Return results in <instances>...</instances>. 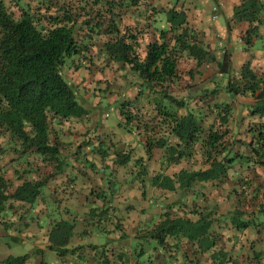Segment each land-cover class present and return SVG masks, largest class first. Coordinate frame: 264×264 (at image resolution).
I'll list each match as a JSON object with an SVG mask.
<instances>
[{
  "label": "trees",
  "instance_id": "1",
  "mask_svg": "<svg viewBox=\"0 0 264 264\" xmlns=\"http://www.w3.org/2000/svg\"><path fill=\"white\" fill-rule=\"evenodd\" d=\"M230 1V21L241 24L242 52L250 53L257 40H264V0ZM213 7L215 10L216 5ZM144 8L156 20L152 22ZM188 9L156 8L152 0H0V205L10 200L32 205L40 196L48 198L54 211L67 215L49 233V249L59 256L81 250L66 247L72 235L71 222L77 216L70 211V204L63 203L68 198L58 199L49 185L54 183L61 195L72 191L71 180L64 175L68 155L63 153L71 148L68 139L77 125L91 129L93 109H97L83 98L79 86L62 75L67 59L72 62L73 57L81 67L98 71L93 95L116 96L118 127L141 141L146 162L141 164L139 159L140 164L134 163L129 171L139 168L134 175L142 183L146 207L141 208L143 212H134L130 230L139 224L138 215L148 214V202L155 195L145 198L147 190L180 193L178 201L172 203L174 211H164L147 232H138L136 242L150 239L162 247L163 259L176 257L185 264H197V253L217 246L219 236L211 230L224 216L240 237L251 228L257 229L260 237L264 233V73L258 70L264 68V43L236 72L230 50L219 49L218 59L205 37L189 26ZM184 55L195 63L197 71L204 64L216 65V76L225 78L222 88L228 96H252L255 102L249 115L257 120L247 125L243 138L230 137L229 103L210 104L202 89L200 94L190 91L182 98L175 94ZM195 71H189V78ZM116 88L125 92L116 95ZM104 100L101 96L98 103ZM92 137L101 142L96 148L103 157L104 142L113 143V136ZM82 147V143L77 146L75 159ZM159 151L161 162L152 167L148 157ZM114 154L116 165L125 166L133 150ZM186 162L202 166L186 169ZM9 165L14 168L17 184L4 175ZM104 198V192L90 193L92 213L86 220H111ZM227 204L232 210L225 213L222 208ZM144 223L150 224L147 218ZM195 242L198 247L193 249ZM242 246L237 241L230 251L221 247L210 254L211 260L264 264V250H257V240L250 242L251 254L242 251L238 255ZM104 248L89 245L88 249L100 250L103 263L108 264ZM141 248L139 243L137 251ZM156 249L153 246L150 250L152 260L158 258ZM123 251L119 249L121 254L115 261L123 258L119 256L125 255ZM24 259L7 261L19 264Z\"/></svg>",
  "mask_w": 264,
  "mask_h": 264
},
{
  "label": "crops",
  "instance_id": "2",
  "mask_svg": "<svg viewBox=\"0 0 264 264\" xmlns=\"http://www.w3.org/2000/svg\"><path fill=\"white\" fill-rule=\"evenodd\" d=\"M178 1L179 0H175L176 3ZM175 4L166 7L165 5L160 4L159 0H152V7L155 6L156 8H177ZM145 11L152 22L153 18L156 20L157 17H151L149 11L147 9H145ZM189 13L191 14L196 12H193V10L191 12H187L189 26L205 37V40L211 49L216 48H212L211 46L212 39H214L215 42H218V46L220 45L221 41L214 38V32H219V35L221 36L220 38L225 40L224 43H226L224 48L232 52V67L236 72L237 68H239L246 60L250 59L247 53H244L241 59L238 58V60H236L235 58L240 54V51L235 50V48H237L235 43H238L235 41L237 40V35H239L238 33L241 31V24H234L230 21L232 14L230 16H226L224 19H219L218 15L212 16V20L214 21L212 28V24L207 22L208 19L206 18V15L201 14L203 12L196 14L194 19L190 18ZM134 17H136V15H134ZM137 20H139V18H137ZM221 22L223 24H220ZM225 32L226 36L224 38ZM239 41L240 43H238V45H242L243 42L240 38ZM233 46L234 48L232 49L231 47ZM250 49V54L252 55L253 51L255 54V48L252 47ZM216 55L219 59L220 54L218 55L216 53ZM209 65L214 66L215 71H217L216 65ZM258 70L263 71L264 73V68H258ZM188 79L191 80L192 78ZM186 82H182L181 80L180 83L176 85L175 91L177 92L180 89L182 83H190ZM224 82L225 78L221 76L217 77L215 72V75L212 77L201 80L200 83H191L186 89H183L182 92L178 91L177 93L175 92V94L182 98L187 96L190 91H197L200 94L201 92H199V89H202V91L206 92L204 95H206V101L210 104L221 102L229 103L231 107L229 114V122L231 125L230 137L234 140L241 139L244 137V131L247 125L250 122H255L257 120L255 117H251L249 115L250 108L253 106L255 101L249 94L235 96L234 98L228 96L222 88ZM237 97L248 98L250 104H244L242 107L237 104L235 107L232 106L231 101ZM113 106L114 105L104 110L105 112L108 111L109 115L105 114V116L102 112V114H99L100 117L99 120H96V124L92 121L90 127L91 129L89 131H87V127L84 125L82 128H79L80 125H77L75 130L71 133L70 138L68 139L66 137V140L68 139V142L72 146L68 152L66 151L63 153V155H68L67 161L69 165L65 170L64 175L69 177L71 180L70 183L72 191H68L67 195L64 193L61 195L60 191L55 190L56 187L54 186V183L49 185L51 192H54V196L58 197V199L68 198V201L63 203L68 206L70 204V211L72 213L74 212L77 216L76 220H70V222L72 221L73 230L69 243L66 247L70 250L80 247L81 250L79 252H72L59 256L49 249L50 231L60 219L66 220L67 215L62 216V212L54 211L49 205L48 198L40 196L32 205L10 200L0 205V264H10L9 262L11 260L21 257H25V259L19 264H104L103 262H105V260L102 259V254L100 256L101 251L91 252L88 249L89 245L105 247L103 251L107 256L108 264H185L181 258L178 259L175 257L173 259H163L161 257L164 254L162 247L150 239L146 241L145 239L143 240L145 237H142L143 241H135V237L138 232H143L144 230L147 232L152 227V221H159L160 217L164 214V211L165 213L167 211L171 213V211L175 208L172 206V203L178 201L180 193L163 192L162 194V191L155 188H151L149 190L146 189L149 191V195L146 194L145 198L155 195L153 197V201L148 202L149 208L152 212L148 209L147 216L138 215L137 220L139 224L135 226L136 229L132 228L133 230H130V226L134 224L131 220L135 218L134 212L138 213V210L143 212L141 208L146 207V204L143 201L144 197L141 195L140 191L142 183H140L139 176L137 175L135 177L134 175L139 172V168L133 169V173H131L129 169L133 168L132 165L134 163H139V159L141 160V164H144L146 162V158L144 157V152L141 148V141L138 137L127 132L125 129L118 127L119 116L117 111L115 114L117 118H114L112 115L114 114V111H112ZM93 135H105V137L106 135H110L111 137L113 136V143H110L111 145L108 142H104L106 153L103 157H101V155L97 152L98 149L96 148V146H99L101 142L95 141L92 137ZM89 137L93 140L89 139L87 141V138ZM66 140L64 141L65 143ZM81 143L83 144V147L80 150V155H78L76 157L77 159H75L73 157V153L77 150V146ZM128 150H133L130 163L125 166H117L115 163L117 158L114 153L123 154ZM161 155L162 153L160 151L154 152L151 157H148L151 158L150 162L147 161L148 164H151L152 167L158 166L161 162ZM142 157L144 159H141ZM186 164L188 166L186 169H197L199 166H202L201 163L192 164L191 162H186ZM6 169L8 171L7 173H4L5 177L13 184H17L16 176L13 174L14 168L9 165ZM149 169L150 165L148 167V170ZM77 170L80 173H77ZM166 174L171 175V172H166ZM72 180H75V182H72ZM147 180L149 181V178ZM91 192H104V202L109 210L108 217L111 218L110 221L97 223V218H95L94 221L85 219L88 217V214L92 213V211H90L91 205L89 204L88 199ZM191 197L192 196L189 195V198ZM183 198L185 197L183 196ZM63 203L61 202V206ZM227 206L226 209L222 208L225 210V213L229 212L227 209L232 210L231 204H227ZM112 207L113 209L115 208L114 211L112 210ZM167 207L171 208H169L170 211L167 210ZM187 211L188 210H186V212ZM174 213L176 214V212ZM180 216L185 217L187 215L180 214ZM145 218H147L150 222L149 225L144 223ZM196 219L197 218L195 217L194 220ZM213 225L214 226L211 230L212 233L219 236L217 239V246L204 252L200 251V254L197 253V264H220L218 262L214 263L211 260L210 254L214 253L221 247H226L224 251H230L232 244H235L237 241L240 246L244 244L238 254L240 256L242 251H244V253L247 252L251 254L249 246L250 242L253 240H257V246L260 247L257 248V250H264V233L260 237V235L257 234V229H248L247 235L245 237H240L238 231L232 226V221H230V219L227 220V217L225 216L216 223H213ZM139 243L142 244L141 251H133V246L137 244L139 245ZM11 244L23 246L25 248L28 247L29 251L24 256H12L9 251L6 252L5 247L10 246ZM116 246H120L119 249L124 250L123 252L125 254L119 255L121 257L123 256V258H120L117 261H115L117 254L121 253L119 252V249L114 250ZM153 246L157 248L156 252L158 258L155 260H152L153 256L150 254V250ZM191 247L193 249L198 247L197 243L195 246H192L191 244ZM109 251H112L113 254ZM8 259L9 262L7 261Z\"/></svg>",
  "mask_w": 264,
  "mask_h": 264
},
{
  "label": "rangeland",
  "instance_id": "3",
  "mask_svg": "<svg viewBox=\"0 0 264 264\" xmlns=\"http://www.w3.org/2000/svg\"><path fill=\"white\" fill-rule=\"evenodd\" d=\"M159 2H160V4L165 5L166 7L174 5L176 3L175 0H159ZM182 2H184V3H182ZM213 4L216 5L215 10L213 9ZM175 5L177 6V8H180L181 5L184 6L185 8L188 7L189 8L188 11L191 12L193 10V12H196V13H191V14L189 13L190 18H192V19H194V16L196 14H198V13L200 14L201 12H203L201 14L206 15V18L208 19L207 22H210L212 24V28H213V24H214V21L212 20V16L218 15L219 19H224L226 16H230L232 14V7H233V4L230 0H179ZM15 12H18V11L16 10ZM220 24H223V23L221 22ZM262 29H263L262 31H264V27ZM214 34H215L214 38L218 41H221V42H220V45L218 46V42L217 41L215 42L214 39H212L211 46H212V48H214V47H216V48L210 49V51L215 52L219 55L220 54L219 49H223L224 46H226V43H224L225 40L220 38L221 36L219 35V32L215 31ZM238 34L239 35H237V40L235 42L240 43L239 38H240L241 33H238ZM262 34L264 35V33H262ZM225 36H226V32L224 34V38H225ZM232 42H233V39H232ZM238 43H235L237 45V48H235V50L240 51V54L237 57H235L236 60H238V58L241 59L243 54H244V52H241V50L243 51V48H242L243 44L238 45ZM260 43H264V40H262V42L257 40L254 43L253 47L255 49H260ZM240 46L242 48L241 50H240ZM231 48L233 49L234 46ZM250 50H253V49H250ZM257 54H259V53H257ZM247 55H248V57L251 56L250 53H247ZM76 60L77 59H75V57H73L72 62H70L69 58L67 59L66 64L62 70V75L64 76V78L69 83H75L77 86H79L81 89L80 94H82L83 98L85 100L89 101L90 106L97 108L95 110L93 109V114H92V121H94L96 124V120H99V117H100L99 114H102V112L105 113L104 110H106V109L110 108L112 105H114L113 103L116 102L117 97L114 95H111V94L109 95L107 93H105V94L101 93L100 96L95 97L92 93V89L95 87V82L93 81V79L95 76H97L96 73L98 71L95 72L93 70H88L85 67H81L82 66L81 63L79 64V62ZM94 60L92 61L93 63H94ZM179 69H180V73H181L182 82H184V81L190 82L189 84L182 83V85L180 86V89L178 90L181 92L183 89H186L191 83H194V82L200 83L201 80L212 77L213 75H215V72H216L214 66L209 65V64H204L197 71L195 69V63L192 60L188 59L185 55L180 62ZM193 70L194 71L196 70L195 76H194V78H192L190 80V79H188L189 78L188 74H189V71H193ZM237 70H238V68H237ZM99 73H101V72H99ZM108 75H110V74H108ZM110 77H109V79H110ZM119 78H121L122 80L125 81L123 76L119 75ZM109 82H110V80H109ZM96 85H97V83H96ZM101 85L103 88L106 87L105 84H101ZM117 89L118 88L113 89L114 93L116 95L117 94L122 95L125 92L124 90H122V92H121L120 90H117ZM101 96H104L105 100L103 101L102 104H99L98 101L100 100ZM80 97H81V95H80ZM231 103H232V106H234V107L236 106V104L238 106L242 107V105H244V104H246V105L250 104V101L246 97H242V98L237 97L233 101H231ZM112 111H115V105L113 106ZM106 114L109 115L108 112H106ZM115 114L116 113H114L112 115L114 116V118H117V116ZM99 124H100V121H99ZM79 125H80L79 128H82L83 125L82 124H79ZM5 247H6V252L9 251V253L12 256H24L29 251L28 247L25 248L23 246H16L14 244H11L10 246H5ZM9 247H10V250H9ZM138 248H139L138 244L133 246V250H137Z\"/></svg>",
  "mask_w": 264,
  "mask_h": 264
}]
</instances>
